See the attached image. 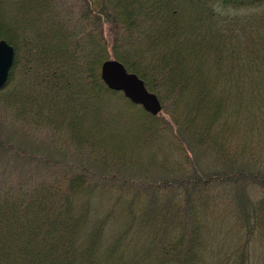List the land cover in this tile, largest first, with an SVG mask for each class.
I'll use <instances>...</instances> for the list:
<instances>
[{
    "label": "trees",
    "instance_id": "obj_1",
    "mask_svg": "<svg viewBox=\"0 0 264 264\" xmlns=\"http://www.w3.org/2000/svg\"><path fill=\"white\" fill-rule=\"evenodd\" d=\"M3 1L4 13L8 7ZM211 1L13 0L15 12L10 19L2 15L1 19L10 28L3 36L15 48L3 89L17 71L26 80L16 85L25 95L21 104L13 102L16 115L21 122L33 116L34 124L62 130L77 148L86 145L85 150L94 151L93 159L108 169L128 165L121 149L107 148L100 138L104 123H110L100 109L110 104V89L101 76L109 54L104 36L109 25L117 30L113 55L157 93L189 160L187 142L192 139L218 153L224 146L229 154L241 153L239 148L229 149L230 144L237 139L255 140L257 124L264 123V14L242 18L247 27L240 28L236 26L239 16L226 18L211 12ZM240 1L220 0L237 10L243 8ZM262 4L264 0H252L248 7ZM118 47L125 53L117 52ZM149 55L148 68H140ZM133 62L138 65L132 67ZM126 100L131 106L139 105ZM138 115L144 117L139 126L147 133L157 132L145 120L156 115L147 111ZM242 147L250 149L246 144ZM193 168L178 164L172 169L181 176L133 186L132 193L125 187L131 184L121 183L117 201L121 200L124 210L120 209L128 220L106 247L105 234L114 211L120 210L118 204L99 209L94 201L113 192L106 187L116 184L115 177L62 171L47 181V173L11 176L0 171V264H123L120 246L131 232L137 237L148 235L146 264H208V219L216 204L212 193L242 172L195 176ZM253 177L264 186V178ZM238 187L236 203L245 243L236 252L238 259L229 264H248L253 256L247 245L254 237L264 240V230L254 236L256 227H264V200L256 205L245 194L247 189ZM99 211L105 212L97 215ZM134 260L130 264H136Z\"/></svg>",
    "mask_w": 264,
    "mask_h": 264
},
{
    "label": "rangeland",
    "instance_id": "obj_2",
    "mask_svg": "<svg viewBox=\"0 0 264 264\" xmlns=\"http://www.w3.org/2000/svg\"><path fill=\"white\" fill-rule=\"evenodd\" d=\"M70 1L75 3L82 0ZM3 2L5 6L7 5L8 10L3 13V9L0 6V40L5 39L3 33L9 34L10 28L4 22H7L6 19H10V16L15 12L12 9L13 0H4ZM251 2L252 0H241L238 4L243 5V8L237 10L233 9L232 6H228L229 3L225 7L220 0H213L209 2V8L211 12L215 11L220 13L222 17L239 16L240 21L236 26L243 28L247 27V25L243 23L242 18L249 16V14H256V17L264 14V4L250 8L248 6ZM1 15L6 19H1ZM116 31L115 29L112 31L109 25L105 27L104 36L108 43L109 54L104 61L112 59L119 60L113 55L114 39L117 37ZM117 52H120L119 47L117 48ZM121 52L125 53L124 49L121 48ZM151 56L149 55L148 59H144L145 62L143 60V64L139 67L148 68L147 65L152 58ZM131 61L129 59V62ZM131 65L132 67H136L138 62H133ZM128 71L136 73L131 70ZM21 79L17 71L13 81L5 89H0L1 172H10L11 176H14L13 173L15 172L31 173L34 176L47 173V181L62 171L65 174H76L81 171L88 172L89 174H102L109 179H111V176L115 177L113 181L116 184L106 187L110 190L113 189V192L107 196L102 195L101 197H97L94 201L99 209L110 210L113 205L118 204L117 207L120 210V213L118 210L116 212L114 211L115 216L111 219L109 229L105 234L103 246L106 247L114 243L119 233L117 229L124 227L125 222L128 220V217L124 216L120 209V207H123L120 203L121 200L117 201V197H119L117 193L123 191V186L120 185L121 183L125 184L126 182L131 184L125 187L131 188L130 193H132L133 186L136 185L144 186L148 183L160 182L162 180L172 181L182 175H179L177 170L172 169L175 166L177 167L178 164H187L191 168L194 167L193 171L195 176L204 172L218 171L221 174L224 172L228 174V171H233V173L241 171L242 173L231 178L230 182L219 184L216 187L214 193H212L216 203L214 214L208 219V230L211 233L209 235L211 241L209 239L208 264H229V261L233 258L238 259L236 252L241 247H244L245 241L241 237H245V232L240 228L242 224L240 221L242 213L237 210L236 189L239 188L238 186L242 189L241 191H244L243 188L247 189L245 194L256 205L261 204V201L264 200V186L253 180V176L255 175L264 178L263 122L257 124L258 134L255 140L253 139L250 143H246L241 139H237L235 143L230 144L229 149L238 150L239 148V151L242 150L241 153L234 151L233 154H229L227 146H224V150H220L218 153L217 150L215 151L207 145H198L192 139L187 142L188 148L190 149L188 153L191 156L189 160L185 156L187 152L182 148L184 144H180V141L174 137V128L176 126L168 112L162 109L156 115V118L152 120L146 116L145 120H148V122L154 124L157 128V132L147 133L145 127L139 126V123H141L139 120L143 121L144 117L138 118L139 113L146 112L145 109L141 105H129L123 92L117 91L119 92L117 94L110 89V92L107 91L109 93L110 104L100 105L102 118L108 120L110 123L107 125L104 123L100 138L107 148L114 149L115 152L121 149L124 157L127 159L126 163L128 165L123 168L108 169L93 159L94 151L92 154L88 149L85 150L86 145L82 149L77 148L78 146L75 145V141H69V138L62 130L50 129L51 127L46 128L42 122L38 125L34 124L32 120L34 118L33 116H30L29 121H20L22 117L16 115L17 109L14 108L13 102L21 104L24 101L25 95L21 91L16 90V85ZM22 81L23 84H26V80L22 79ZM147 88L149 89L148 86ZM131 107L133 109L129 110L128 108ZM120 110L121 112L117 116ZM145 137L150 140H146ZM224 138H222V141ZM91 141L94 142L92 136ZM87 143L90 144V140ZM123 143L124 146L121 147ZM244 144L248 145L250 149L243 148L242 146ZM224 151L226 153L222 154ZM250 200L248 203H250ZM99 212L101 213L97 215H101L105 211ZM250 219L251 227H255V218L251 217ZM256 228L254 236H257L260 230H264V227L262 229L259 227ZM134 234L133 232L129 233L120 246L123 249L120 250L123 254L122 262L123 264H130L133 257H135L133 262L136 264H146L144 256L148 252L147 247H149L148 235L141 234L137 237ZM247 248H250V252H252L251 256H253L248 261V264H264V240L255 239L254 237L251 243L247 245ZM217 259H221L222 262ZM109 264L113 263L110 262Z\"/></svg>",
    "mask_w": 264,
    "mask_h": 264
},
{
    "label": "water",
    "instance_id": "obj_3",
    "mask_svg": "<svg viewBox=\"0 0 264 264\" xmlns=\"http://www.w3.org/2000/svg\"><path fill=\"white\" fill-rule=\"evenodd\" d=\"M14 60V46L5 39L0 40V89L8 82ZM101 76L109 89L123 92L132 103L141 105L152 115H158L162 111L158 95L147 88L145 81L137 73L129 72L121 61H104Z\"/></svg>",
    "mask_w": 264,
    "mask_h": 264
}]
</instances>
